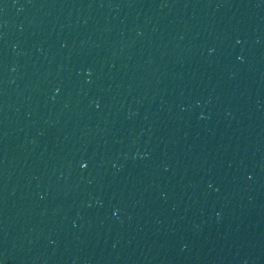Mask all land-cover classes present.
I'll return each instance as SVG.
<instances>
[{"label":"water","instance_id":"obj_1","mask_svg":"<svg viewBox=\"0 0 264 264\" xmlns=\"http://www.w3.org/2000/svg\"><path fill=\"white\" fill-rule=\"evenodd\" d=\"M0 264H264V0H0Z\"/></svg>","mask_w":264,"mask_h":264}]
</instances>
